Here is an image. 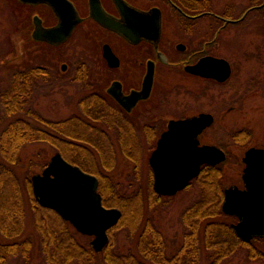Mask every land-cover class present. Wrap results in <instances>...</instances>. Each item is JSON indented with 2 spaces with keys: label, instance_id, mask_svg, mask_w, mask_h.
<instances>
[{
  "label": "flooded vegetation",
  "instance_id": "af4514ba",
  "mask_svg": "<svg viewBox=\"0 0 264 264\" xmlns=\"http://www.w3.org/2000/svg\"><path fill=\"white\" fill-rule=\"evenodd\" d=\"M14 1L30 9L27 21L19 31L20 55L43 51L44 55H51L52 60L60 61L59 66L57 63V70L60 71L58 74L54 67L37 66L34 76L30 79L24 78V92L27 93L32 87L34 78L42 76L52 81L55 75H63L66 85L77 89L67 104L68 107L73 106V112L64 120L53 121L68 124V138L63 148L60 144L62 137L52 134L56 147L52 156L56 153L63 155L64 151H67L71 155V159L67 161L95 176L96 191L102 205L110 207L108 200L123 199L136 204L168 203L162 200L174 198L187 188L209 184V181L203 178H209L208 171L211 170L213 174L218 170L219 164H203L198 174L177 194H159L155 190V166L157 162L163 161V158L157 155V151L171 121L184 120L206 112L199 105L207 94L203 89L210 90L215 86L231 83L232 87L239 90L243 86L236 78L239 73L242 74L245 67L250 69L249 72L252 70V77L245 83L249 91H252V87H264V0H123L139 12H160L159 38L142 37L137 41L97 20L92 14L94 0H69L82 20L75 25L73 32L66 39L58 42L46 34L47 30L59 26L61 22L60 14L49 0ZM98 1L109 16L118 21H126L119 0ZM7 2L10 4L0 2V8L11 7L13 2ZM62 6L69 10L68 5L62 3ZM81 34L93 40L94 48L89 46L84 50H77ZM209 56L224 58L230 63L229 78L221 81L188 69V66L195 65ZM188 80L200 82L201 88L193 93L190 91V84L186 82ZM188 96L191 100L187 101ZM235 109V105L229 107L230 111ZM207 112L214 114L216 122L215 113ZM215 122L199 134L198 146L214 144L204 138ZM77 124L84 127V142L81 144L76 142ZM243 131L245 138L251 143L254 137L253 128ZM113 135L119 140V149L115 141H107ZM179 143L172 141L165 147L173 150ZM251 147L264 148V142L259 145L252 142L247 150ZM118 154L132 157L139 165L144 155L148 157L147 182L152 189V196L137 195L125 198L117 192L115 183L120 181L115 174L109 175V171L113 168L114 157ZM103 156L112 157L110 163ZM136 172L137 180L141 182L142 171ZM239 187L247 188V183L243 181V186ZM203 202V197L197 198L195 205L186 211V230L182 241L168 243L152 218L145 219L141 207L138 206L136 211L131 213V226L134 231L145 223L139 235V243H108L97 247L93 243L95 235L83 234L57 210L41 206L37 201L40 207L57 213L68 222L76 233L92 238L89 244L42 245V252L47 249L50 252L53 248L52 252L55 251L47 254L51 259L42 263L224 264L225 259L235 256L240 248H243L247 253L246 257L250 259L255 256L263 258L261 255H264V235L254 234L249 240L240 238L234 227L239 217L223 211V194L221 209L226 216L234 220L230 225L242 243L235 244L232 241L222 244L220 248L223 251V260L212 259L208 254V245H204ZM125 217L130 220L128 213ZM125 217L122 211L116 227L121 225ZM147 227L153 228L149 234V242H141ZM157 233L160 237L158 243L155 242ZM4 247L11 248L10 244H5ZM19 247L25 249L27 246ZM204 251H207L206 259Z\"/></svg>",
  "mask_w": 264,
  "mask_h": 264
},
{
  "label": "rangeland",
  "instance_id": "374dc122",
  "mask_svg": "<svg viewBox=\"0 0 264 264\" xmlns=\"http://www.w3.org/2000/svg\"><path fill=\"white\" fill-rule=\"evenodd\" d=\"M7 1L13 2H11V7L0 8V134L13 120H16V118H23L34 123L39 129H47L52 134H59V136L62 137L63 135L59 133L61 130L57 131L49 127L44 120L46 122L64 120L73 112L71 111L73 106L68 107L67 104L69 99H72V93L77 89L67 86L65 83L66 80L62 78L63 75H55L52 81L42 78V76L34 78L30 89V100L28 104H25L26 109L22 112L7 116L6 109L1 101V93L11 87L13 76L16 71H30L32 68L41 65L54 67L57 74L58 72L60 73V71L57 70V63L58 66L60 63L59 59L52 60L51 55H44L43 51L33 52L32 55H20L21 35H19V31H21L22 25L27 21L30 9L14 0H0L3 4H10V2ZM78 42L80 48L77 49L78 51L84 50L89 46L94 48L93 40L85 38L83 34H81L80 39L78 38ZM238 46L239 45H237V47ZM25 50L29 49L25 48ZM248 70L250 69L245 67L242 74L239 73L236 78V80L239 79V82L243 86L242 88L236 90L231 86V83H229L215 86L210 90L203 89L202 91L207 94L202 102L199 103L203 111H212L216 115V122L212 129L209 130L204 140L219 146L221 142L228 144V152L227 150L226 152L230 157L229 161L223 166L224 188L234 185L243 186L242 174L245 167L243 162L244 153L252 142L258 145L264 142V87L258 86L255 89L252 87V91H249L245 83L252 77L250 76L252 70L250 72ZM186 82L190 84V91L193 93L201 88V84L198 81L188 80ZM189 96L187 101L191 100ZM231 105H235L236 109L230 111L229 107ZM41 117H43V119H41ZM67 125L68 124L65 126L66 128ZM250 127L253 128L254 132L253 141L251 143L245 138V132L243 131ZM76 131V134L83 133L84 127L82 125L76 126ZM111 140L115 141L119 149L120 145L117 144L119 140L116 136L113 135L109 137L107 141L110 142ZM54 149L55 148L47 142H42V140H40L31 144H25L19 152L20 164L19 167L16 168V172L20 178V183H22L21 186L25 196L22 206L25 214L24 217L20 216L21 219L20 217L18 218V220L22 221V227L21 221H19L15 228H21L19 229L20 233L18 240L24 241L27 237L32 236L34 246L32 247L31 255L28 254V252H17L12 257L6 259L4 264H44L42 261L47 260L46 255L42 252L44 238L42 237L41 240L38 236L37 219L39 218V214H37L35 206H33L36 205V199L34 197L35 200H33L32 196L30 197V192L27 190L24 179H26L28 173L31 178L34 174L41 173L44 170V166L41 167L42 162L39 156L42 155L46 158L47 164L55 151ZM103 158L107 157L103 156ZM111 158L112 157L107 158L109 163ZM147 160L148 157L144 155L139 165V163L137 164L135 160L129 156L118 154L114 157L112 164L113 168L109 171V175L115 174L114 176L120 181L115 184L117 185V192L121 194L122 197L130 198L137 195L147 197L153 195L152 189L147 182L149 177ZM136 170L142 171V180L144 179L143 184L142 180L141 182L137 180ZM201 191L202 187L200 186L187 188L174 198L162 200L168 203L152 204L146 202L145 204H136L128 202L125 199L115 201L120 203L125 201L128 203L127 212L130 220H127L125 217L126 219L119 227H115L111 230L110 243L120 245L139 243V235L142 233L145 223H142V225L134 231L132 230L133 226H131V218H133L131 213L135 212L138 206L141 207V212L144 213L143 217L145 219L152 218L151 220L160 228L162 236L166 238L168 243L173 244L176 240L182 241V236L186 230L185 213L189 208L195 205L197 198L200 199L202 197ZM32 194L33 187L31 180V195ZM110 207L117 206L112 205ZM16 208H18V206ZM42 209L40 211L41 214H45V210ZM49 216L52 221H59L57 213L52 211ZM222 218L228 222L234 221L229 216H223ZM13 223L11 225H14ZM69 229L71 232H76L73 228ZM76 236L81 244H89L92 239L91 237L79 233L76 234ZM0 241L8 243L7 239L2 240L0 238ZM206 253L207 251H204L205 259ZM246 256L247 253L243 248H240L236 251L235 256L232 255L226 258L224 264H264V259L259 256L251 257V259Z\"/></svg>",
  "mask_w": 264,
  "mask_h": 264
},
{
  "label": "water",
  "instance_id": "95a60500",
  "mask_svg": "<svg viewBox=\"0 0 264 264\" xmlns=\"http://www.w3.org/2000/svg\"><path fill=\"white\" fill-rule=\"evenodd\" d=\"M36 1V0H31ZM61 17L59 26L47 30L55 41L66 39L82 20L74 4L69 0H49ZM62 1V2H61ZM64 1V2H63ZM62 3L69 6L63 8ZM93 16L104 25L117 29L131 40L142 37L157 39L160 36V12L143 13L119 0L125 22L109 16L98 0L93 1ZM150 22V24H149ZM196 74L226 80L231 75V65L224 58L205 57L197 64L188 66ZM152 80V77H151ZM215 116L202 112L184 120H173L164 133L157 155L163 161L156 163L155 190L163 195H175L183 190L198 174L203 164H219L227 159L226 151L218 145L198 146L200 133L211 126ZM172 141L180 143L170 150L165 145ZM246 164L242 178L247 188L238 185L225 188L223 211L236 214L239 221L234 224L236 233L243 240L252 235H264V148H249L243 157ZM33 194L39 204L57 210L84 234H93V243L102 247L109 243V229L115 226L122 211L117 207L101 204L97 193V178L79 166L71 164L61 153L54 154L41 173L31 178Z\"/></svg>",
  "mask_w": 264,
  "mask_h": 264
},
{
  "label": "trees",
  "instance_id": "16d2710c",
  "mask_svg": "<svg viewBox=\"0 0 264 264\" xmlns=\"http://www.w3.org/2000/svg\"><path fill=\"white\" fill-rule=\"evenodd\" d=\"M35 72L36 67L32 68V70L30 71H16L13 76L11 87L1 93V101L6 109L7 116L22 112L24 111V109H26L25 104H28L30 100L29 98L31 94V88H29L27 93L24 92V78L28 77L30 79L31 76H34ZM44 122L46 123V125L55 130L61 128L60 133L64 137L62 136L60 144L61 147L65 148L64 144L67 143L68 138V136L65 134L67 131L65 127L67 123H56L53 121L46 122L45 120ZM76 126L81 125L77 124ZM63 130L65 132H63ZM81 135L84 136L83 133L76 134L77 144H81L84 142V137ZM40 140H42V142H47L53 148H56L55 138L49 130H40L37 126L34 125V123L23 118H16V120H13L0 134V238L2 240L7 239L8 242L3 243L2 241H0V264H4L6 259L12 257L17 252H28V254L30 255L32 253V245H34L33 237L29 236L24 241H20L18 240V236L20 233L19 229L21 228H15L17 223L21 221L18 220V218L20 216L24 217L25 214V211H23L22 208L25 196L21 186L22 183H20V178L16 172V168L19 167L20 164L19 152L21 148L25 144H31ZM219 144L228 152V144H226L225 142H221ZM63 155L66 159H71V155L67 151H64ZM229 157L230 156H228L225 162L221 163L218 166V170L214 171L213 174L211 170L208 171L210 174L209 178L203 179L208 180L209 184L203 186L201 191L202 197L204 198V202L202 205V229L204 235V243L209 247V256L212 259H218V261L223 260V251L220 248L222 244L232 243V241H234L235 244L242 243V241L234 233L230 222L222 218L223 216H226L221 209V203L224 194L223 166L229 161ZM39 158H41L42 162L41 167H45L47 162L46 158H44L42 155L39 156ZM24 180L27 190L30 192V197L32 196L33 200H35L33 194L31 195V176L29 173ZM35 204L36 205L33 206H35V211L37 212V214H39V218L37 219V230L39 233L38 236L41 240L42 237L44 238V243L42 244L64 245L80 243L76 236V234L78 233L71 232V230L69 229L71 227L68 222L60 217L59 221H52L49 216L52 211L44 208L42 209L36 201ZM108 205H113L121 208L124 212V217L128 213V203H126L125 201L123 203H120L108 200ZM17 206L18 208H16ZM41 209L45 210V214H41ZM12 223L14 225H11ZM152 231V227H147V231H145L143 233V236L141 237V242H149V234L150 232L152 233ZM159 239L160 237L157 233L155 242H160ZM262 243L264 245V240ZM5 244H10L11 248L6 249L4 247ZM21 245L27 247L23 249L22 247H19ZM47 250L44 251V254L46 255L55 252H52L54 248L50 252L49 250ZM215 255H219V257H216ZM261 256L264 259V255ZM46 257L47 259H51L48 255Z\"/></svg>",
  "mask_w": 264,
  "mask_h": 264
}]
</instances>
